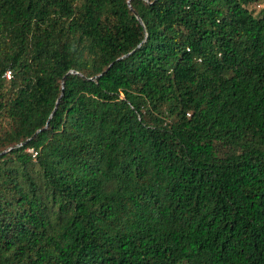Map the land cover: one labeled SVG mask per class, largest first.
Wrapping results in <instances>:
<instances>
[{
    "label": "trees",
    "instance_id": "obj_1",
    "mask_svg": "<svg viewBox=\"0 0 264 264\" xmlns=\"http://www.w3.org/2000/svg\"><path fill=\"white\" fill-rule=\"evenodd\" d=\"M263 4L0 0V264H264Z\"/></svg>",
    "mask_w": 264,
    "mask_h": 264
},
{
    "label": "built area",
    "instance_id": "obj_2",
    "mask_svg": "<svg viewBox=\"0 0 264 264\" xmlns=\"http://www.w3.org/2000/svg\"><path fill=\"white\" fill-rule=\"evenodd\" d=\"M4 77H5L6 79H8V78H9V73L6 72L5 75H4ZM28 152L32 153V159H34V157H35V153L32 152L31 150H28Z\"/></svg>",
    "mask_w": 264,
    "mask_h": 264
},
{
    "label": "rangeland",
    "instance_id": "obj_3",
    "mask_svg": "<svg viewBox=\"0 0 264 264\" xmlns=\"http://www.w3.org/2000/svg\"><path fill=\"white\" fill-rule=\"evenodd\" d=\"M263 8L264 9V4L260 5V6H254V13H257V11H259V9Z\"/></svg>",
    "mask_w": 264,
    "mask_h": 264
},
{
    "label": "water",
    "instance_id": "obj_4",
    "mask_svg": "<svg viewBox=\"0 0 264 264\" xmlns=\"http://www.w3.org/2000/svg\"><path fill=\"white\" fill-rule=\"evenodd\" d=\"M138 20V18H136Z\"/></svg>",
    "mask_w": 264,
    "mask_h": 264
}]
</instances>
